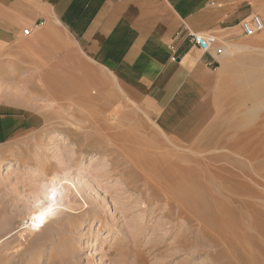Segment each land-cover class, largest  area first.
<instances>
[{
    "label": "rangeland",
    "instance_id": "1",
    "mask_svg": "<svg viewBox=\"0 0 264 264\" xmlns=\"http://www.w3.org/2000/svg\"><path fill=\"white\" fill-rule=\"evenodd\" d=\"M251 3L264 20V0ZM57 40L59 48L27 47L28 58L43 63L18 65L13 58L0 57V93L15 95L33 116L27 122L30 129L0 149V264H208L209 256L194 259V250H172L178 233L167 238L170 225H164L159 211L165 203L154 201L141 183L128 180L132 167L122 146L132 145L125 142L132 133L147 145L143 149L180 157L184 168L200 165L196 169L201 171L203 164L208 173L214 165L231 169L232 164L235 169L227 170L235 172L263 166L264 95L251 96L252 88L264 82V31L247 38L242 51L231 50V69L222 74L228 79L216 89L214 117L190 144L170 138L142 99L86 61L63 37ZM256 128L263 131L251 134ZM259 148L263 151L255 152V161L249 159ZM221 154L232 158L221 160L230 166L214 161ZM204 171L203 176L210 175ZM53 178L57 185L63 183L59 211L43 231H35L31 215L37 204L47 202Z\"/></svg>",
    "mask_w": 264,
    "mask_h": 264
},
{
    "label": "crops",
    "instance_id": "2",
    "mask_svg": "<svg viewBox=\"0 0 264 264\" xmlns=\"http://www.w3.org/2000/svg\"><path fill=\"white\" fill-rule=\"evenodd\" d=\"M257 11L251 0H0V57L43 63L27 47L59 48L61 36L142 99L165 134L190 144L210 126L230 52L245 47L241 23ZM192 34L216 36L222 53H202ZM28 114L15 95L0 93V149L30 129Z\"/></svg>",
    "mask_w": 264,
    "mask_h": 264
},
{
    "label": "bare ground",
    "instance_id": "3",
    "mask_svg": "<svg viewBox=\"0 0 264 264\" xmlns=\"http://www.w3.org/2000/svg\"><path fill=\"white\" fill-rule=\"evenodd\" d=\"M237 46L234 48L236 52L245 49ZM252 94L253 96H251V99L264 95V82L263 84L255 85L252 88ZM250 101L252 102V100ZM28 115L27 113V116ZM261 130L256 128L251 134L256 135ZM130 135L133 134L131 133ZM130 135L127 134V136H125L127 137L125 142H132V145L125 144L126 146H122L125 148L124 152L129 157V163L132 167V171L128 172L130 177H126L129 181L141 183L145 191H148L150 197H152L154 201L165 203L162 204L163 206L161 207L159 204L158 205L160 209L162 208L163 210L159 209L162 217H165L167 221L164 225H166V223L170 225V227L165 230L168 236L167 238L170 239L176 232L179 234H177V241L170 244L172 245L173 251L183 253L194 250V253H196L194 259L204 255H206V257L209 256L210 260L207 258L209 260V263L207 261L208 264H264V165L261 167L259 166L260 168L257 169H253L251 166L253 170L249 167V170L241 172H235L234 169L236 166L233 165L234 169L232 172L229 170H231L233 166L231 164V167L229 165L230 163L227 162L231 169L227 168L229 169L227 170L226 167L224 168L222 165L221 168L214 165L211 173H208V171L203 168L205 166L201 164L203 167L199 169H201V171L205 170L204 173L207 172L210 174H206L208 176H203L202 173H200L201 171H197L198 169H196L200 165H197L198 167L191 166V168H189L188 164V168H184L181 165H185L179 163L184 160L180 161V157L174 159L173 155L171 156L173 152L169 154L170 151H167L168 153L164 151L165 154L171 157H166V155L162 153L155 154L154 150L143 149L147 145L144 144L141 139L136 137L133 138ZM248 135H250V132ZM233 139L236 140L237 137ZM239 144L240 143L236 144V147L239 146ZM221 147L220 149H222ZM251 147L253 148V146ZM233 148L235 149V147ZM262 149H253L254 155L250 156L249 159H256L257 156L255 152L260 150L263 151ZM223 150L226 149L224 148ZM236 151L241 152L238 150ZM227 153L228 152H226V155ZM231 154L229 153V155ZM226 155L221 154L213 159L215 162H221V160L229 161V156L226 158L221 157ZM235 155L236 154H234V156ZM185 157L186 160L189 159V157ZM237 157L239 159L240 156ZM244 158L246 160V157ZM244 158L242 159L244 160ZM203 160L205 161V159ZM230 160H232V158ZM224 162L221 163L228 166L227 163ZM241 163H239L240 166ZM192 167H195V172L192 171L194 170ZM202 168L204 170H202ZM154 201L153 205L155 204ZM159 207L156 206V208ZM56 216L57 214L53 218L46 220L38 231H43L54 221ZM34 223L35 222L30 219L31 229H33L32 225ZM23 229L26 230L25 233H27V221L24 222ZM35 231H37V229ZM207 248L210 249L209 252H204ZM172 250H170V252Z\"/></svg>",
    "mask_w": 264,
    "mask_h": 264
},
{
    "label": "built area",
    "instance_id": "4",
    "mask_svg": "<svg viewBox=\"0 0 264 264\" xmlns=\"http://www.w3.org/2000/svg\"><path fill=\"white\" fill-rule=\"evenodd\" d=\"M241 29H242L243 35L246 38H252L256 36L257 34H260L264 31V21L261 16L254 15L251 18L244 20L241 23ZM191 42L202 53H209L215 47H216L218 54L222 53V49L217 48L219 41L217 37L214 35L192 34Z\"/></svg>",
    "mask_w": 264,
    "mask_h": 264
},
{
    "label": "snow or ice",
    "instance_id": "5",
    "mask_svg": "<svg viewBox=\"0 0 264 264\" xmlns=\"http://www.w3.org/2000/svg\"><path fill=\"white\" fill-rule=\"evenodd\" d=\"M63 187V183L57 185L56 178H53L48 187L47 202L37 204L31 219L35 222L32 226L34 229L41 228L46 220L53 218L58 208L59 190Z\"/></svg>",
    "mask_w": 264,
    "mask_h": 264
}]
</instances>
